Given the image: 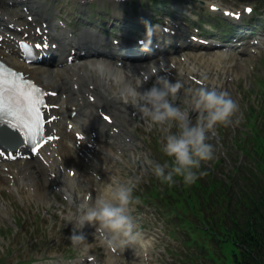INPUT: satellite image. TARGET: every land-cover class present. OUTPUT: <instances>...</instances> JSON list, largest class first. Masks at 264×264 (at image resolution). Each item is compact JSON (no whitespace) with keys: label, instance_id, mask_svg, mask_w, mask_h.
Listing matches in <instances>:
<instances>
[{"label":"clouds","instance_id":"1","mask_svg":"<svg viewBox=\"0 0 264 264\" xmlns=\"http://www.w3.org/2000/svg\"><path fill=\"white\" fill-rule=\"evenodd\" d=\"M143 23L150 37L154 28L150 21ZM138 44L144 45L145 42L141 40ZM183 87L179 81L171 83L167 78L159 77L142 93L128 86L122 94L124 103H131L142 113L148 130L158 127L166 133L162 152L168 161L162 165L155 164L153 173L162 183L169 185L176 182L174 178L182 179L187 185L197 180L196 170L201 163L213 159V145L206 142L208 134L215 136L217 126L227 127L231 124L238 110L236 101L228 92L204 86L186 89L183 104L188 107H175L177 94ZM190 112L197 113L194 122L189 121ZM173 128L177 131L172 132ZM135 186L132 180L110 184L97 194L94 201L82 203L75 222L72 218L67 221L73 224L68 237L70 245L87 251L89 244L81 231L85 225L94 227L101 243L108 247L117 241L120 244L136 242L141 233L137 218L133 215L134 205L140 203L139 198L133 196Z\"/></svg>","mask_w":264,"mask_h":264},{"label":"rangeland","instance_id":"2","mask_svg":"<svg viewBox=\"0 0 264 264\" xmlns=\"http://www.w3.org/2000/svg\"><path fill=\"white\" fill-rule=\"evenodd\" d=\"M247 58L250 61L245 62L246 58H242L241 62L245 67L242 68L239 75L235 77V74L231 72L233 78L230 83L226 84V92L229 93L238 105V110L232 117V125L239 124L243 111H251L252 108L259 109L262 99L260 94L264 93V51L261 52L260 57L251 56ZM238 68L239 66L235 69L236 72ZM196 116L197 113H194L189 117V121L194 122ZM176 131V128L172 129V132ZM165 135L166 133L161 130L158 133V137L146 139V141L154 144L155 141L159 140L158 143L163 144ZM146 141L144 137L140 138L141 143H145ZM141 160L142 163L138 169L131 165L128 167L126 174L128 181L132 180L135 182L134 191L137 192L138 190L139 192H145V188L143 187L144 180L141 179L146 176L147 172L154 174V162L157 164L162 163L153 148L146 145L143 147ZM214 169L216 170V167ZM33 172L35 177L40 176L34 170ZM40 183L43 186L42 179H40ZM138 195L140 203L134 205V213L138 216V212L140 211L142 226L145 224L149 228L160 229L162 225L163 228L161 241H158V244L155 243L153 246L154 255L151 256L150 264H170L172 261H175V257H172L170 253L169 244L172 242V246H175L176 242L174 236L168 231L171 227H168L166 220L159 222L158 213L153 209L147 208L145 204L149 202V198H141L147 195V192L145 194L138 193ZM62 202L65 203L64 201ZM14 213L18 216L16 222L0 229V261L2 260L0 264H23L27 261H34L36 258H40V256H48L49 254L75 256L86 252L82 247L73 248L70 245L68 237L71 234L68 230V223L64 218L68 211L59 209V206L56 209L47 211L46 208L39 206V203L36 204L33 201L27 207V211H25V208L18 207ZM17 220L20 221L17 222ZM85 240L89 244L88 250L95 254L98 259H105L109 256L104 252V248L96 243L94 239H87L85 236Z\"/></svg>","mask_w":264,"mask_h":264},{"label":"bare ground","instance_id":"3","mask_svg":"<svg viewBox=\"0 0 264 264\" xmlns=\"http://www.w3.org/2000/svg\"><path fill=\"white\" fill-rule=\"evenodd\" d=\"M28 16H31L30 14H27ZM1 19L4 20L6 24H12L15 28L16 31L19 33H13L9 34L10 36H5L0 33V40L6 39L8 42L13 39L14 36H27L28 38H42L43 39V31L44 28L42 26V23L40 22L39 19L33 18L32 20L28 21L26 20V17H23L22 15H18L17 12H12V13H2L0 15ZM40 29L41 33L36 30ZM95 33H86V34H81L82 38L80 40H87L91 36H93ZM48 36V34H47ZM54 40V39H53ZM80 40H76V42H80ZM3 43L2 46H0V54L4 55L5 53L7 55H10L13 57V50L8 49L9 43ZM70 42H75L74 38H71ZM75 46H82V44H75ZM64 52L61 51L60 54V61L62 60L64 63L66 62L67 59H65ZM231 55V54H229ZM228 54H224L223 59H227ZM231 57L233 59H236L237 57L236 54H232ZM15 58V57H14ZM13 58L15 62V66H17L19 69H23L26 74L29 76L37 79L41 84L45 85L47 88H49L51 91L54 90L57 92V96L52 99L53 103L50 102L52 105L51 107V116L52 119H50V124L52 125L53 134H54V140L57 141L55 142V150L54 153L55 155L52 157L51 154L46 155L44 157V163L48 171L54 172L56 170V167L62 164V162L69 163L71 165L77 164L79 166L80 160L85 163V165L88 164L87 158L84 155H79L80 149L75 146L77 139L74 136L72 140H65L61 134V130H64L68 127L69 125L72 124L70 121L69 123H66L64 119L72 118L74 119L75 116L77 115L79 119V123L88 129V122H91L92 119H96V115H94L91 112V108L93 107L95 111H98V109H103V107H108L110 106L109 103L113 102L114 100H109L107 99V96H103L101 90L105 91V88L102 87V84L99 82L97 79L98 76L101 75V81L105 82V85L108 84V86H114L113 87V93L116 91V89L120 87L121 90L118 92V96L113 95L114 98H122V89L125 87H122V85L127 86V82H123L126 78L125 70H123L120 67H116L109 62H104V61H96V60H90L86 65L82 64H72L71 66H67L64 68V70H60L59 68H53L54 67H59L60 65H52L48 68L44 67H26L23 66L20 62H17ZM58 60V61H59ZM215 62V65H220V60L215 59L213 60ZM233 62V61H231ZM153 63L145 66L141 70H146L148 68H152ZM157 65V64H156ZM229 65H225V68H228ZM239 71V70H238ZM105 75V77H104ZM80 79V81H79ZM98 83V84H97ZM126 83V84H125ZM85 85H88L90 88H88L87 91H85ZM92 85L94 88H92ZM98 85V86H97ZM131 87H134V84H130ZM128 87V86H127ZM142 89H138V91H143L144 86L141 87ZM101 91V93H100ZM87 95V96H86ZM85 99V100H84ZM92 101V102H89ZM79 102V104H77ZM54 105H57V110H55ZM128 103H124V100L121 101L118 104H114L112 106H115L119 109L121 108H126ZM98 109H97V108ZM69 112H75V115L72 117L69 115ZM124 124H127L126 121ZM71 128V127H70ZM77 129V128H73ZM78 130V129H77ZM80 133H84L83 130H79ZM112 139V138H111ZM75 143V144H74ZM40 164L42 165L44 163L40 162L41 157L37 158ZM37 161V160H35ZM75 161V162H74ZM90 161V160H88ZM25 161H21L19 163H24ZM91 162V161H90ZM5 163H0V169L4 168ZM27 168V164L23 165V170ZM29 168L26 169L28 171ZM69 170H73V168H70ZM5 173H7L5 175ZM3 173L2 176L0 175V186L1 185H9L12 184V187L15 189L16 192L21 193L20 187L22 185H26L29 183L28 177L25 175L24 171L20 174V177L14 176L13 172L8 169ZM73 183V181H71ZM71 183H67L69 186H72ZM35 185V186H34ZM31 188H28V190H32L35 194L36 198H41L47 191L45 188H39L37 184H34ZM68 197H73L74 196V190L70 188L67 191ZM89 237L91 238L90 231H88ZM142 236V234H141ZM152 246V242L149 243V247ZM89 254V253H87ZM107 264H117L116 261L107 258L105 261Z\"/></svg>","mask_w":264,"mask_h":264},{"label":"trees","instance_id":"4","mask_svg":"<svg viewBox=\"0 0 264 264\" xmlns=\"http://www.w3.org/2000/svg\"><path fill=\"white\" fill-rule=\"evenodd\" d=\"M264 174V172H263ZM256 185L258 186V190L260 187L259 179H256ZM254 190L253 194H249L247 197L250 199H246L245 197L238 198V195L235 198L229 200L230 204H235L237 208L240 206V203L243 202L239 214L240 222L238 225H232L230 230L225 233V238H227V243L223 245V248L226 252V255L229 256V260H231L230 264H248L249 262L252 264H264V237L263 233L260 232L261 229H258L252 225L251 222H257L259 224H263L264 222V207H259L258 212H251L253 205L256 204L262 194L259 191ZM264 193V190H263ZM195 201L206 196V188H202L200 191L194 194ZM234 196L235 193L232 192ZM219 202V196H213ZM212 200V199H210ZM264 203V201L259 202ZM245 206H248L247 210L244 209ZM238 210V209H237ZM203 211L206 212V203L203 207ZM227 211H232V206L230 205L227 208ZM196 214L201 217V211H197ZM206 221V220H205ZM245 221V222H244ZM244 222V227L242 223ZM253 226V228L250 226ZM213 231V229H210ZM256 233L257 239L252 241V236ZM229 264V263H227Z\"/></svg>","mask_w":264,"mask_h":264},{"label":"snow or ice","instance_id":"5","mask_svg":"<svg viewBox=\"0 0 264 264\" xmlns=\"http://www.w3.org/2000/svg\"><path fill=\"white\" fill-rule=\"evenodd\" d=\"M44 107L38 89L0 74V124H5L15 131L25 129L29 134L34 132L42 134L46 123L42 115ZM103 119L108 121L109 118L104 116Z\"/></svg>","mask_w":264,"mask_h":264}]
</instances>
